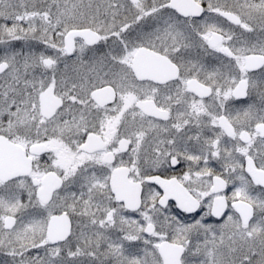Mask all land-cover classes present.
<instances>
[{"label": "snow or ice", "instance_id": "obj_1", "mask_svg": "<svg viewBox=\"0 0 264 264\" xmlns=\"http://www.w3.org/2000/svg\"><path fill=\"white\" fill-rule=\"evenodd\" d=\"M0 264H264V0H0Z\"/></svg>", "mask_w": 264, "mask_h": 264}, {"label": "flooded vegetation", "instance_id": "obj_2", "mask_svg": "<svg viewBox=\"0 0 264 264\" xmlns=\"http://www.w3.org/2000/svg\"><path fill=\"white\" fill-rule=\"evenodd\" d=\"M180 169L178 168L177 171H179Z\"/></svg>", "mask_w": 264, "mask_h": 264}]
</instances>
